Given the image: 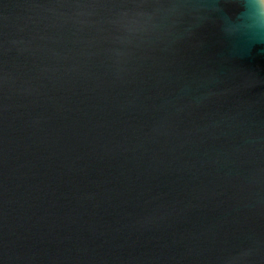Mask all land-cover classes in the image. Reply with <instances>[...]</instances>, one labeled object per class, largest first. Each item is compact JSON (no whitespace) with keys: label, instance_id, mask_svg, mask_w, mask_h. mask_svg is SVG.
Here are the masks:
<instances>
[{"label":"water","instance_id":"water-1","mask_svg":"<svg viewBox=\"0 0 264 264\" xmlns=\"http://www.w3.org/2000/svg\"><path fill=\"white\" fill-rule=\"evenodd\" d=\"M264 0H0V264H264Z\"/></svg>","mask_w":264,"mask_h":264},{"label":"clouds","instance_id":"clouds-1","mask_svg":"<svg viewBox=\"0 0 264 264\" xmlns=\"http://www.w3.org/2000/svg\"><path fill=\"white\" fill-rule=\"evenodd\" d=\"M245 41L250 44H256V43L264 44V31H258L256 33H253L245 37Z\"/></svg>","mask_w":264,"mask_h":264}]
</instances>
